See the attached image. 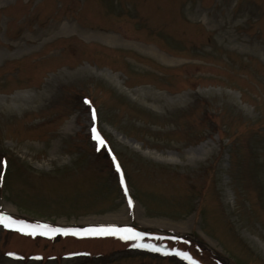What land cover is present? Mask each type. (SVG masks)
<instances>
[{
	"label": "rangeland",
	"instance_id": "rangeland-1",
	"mask_svg": "<svg viewBox=\"0 0 264 264\" xmlns=\"http://www.w3.org/2000/svg\"><path fill=\"white\" fill-rule=\"evenodd\" d=\"M0 56V264H264V0H0Z\"/></svg>",
	"mask_w": 264,
	"mask_h": 264
},
{
	"label": "trees",
	"instance_id": "trees-1",
	"mask_svg": "<svg viewBox=\"0 0 264 264\" xmlns=\"http://www.w3.org/2000/svg\"><path fill=\"white\" fill-rule=\"evenodd\" d=\"M2 218H4V217H2ZM5 218L11 219V218H8V217H5ZM21 222H24V220H22ZM38 227H40V226L38 224H35L34 227H33L34 231L30 230V232H32V233L35 232V235H30V237H28V236L26 237V235L21 234L22 232H20L19 234H17L18 235V239L22 240V238H23L25 240L28 239V241H31V240H33V238L41 237V239H51V240H55V241L58 239L57 242L61 243V241L64 238H68V239H71V240H74V241L75 240L82 241V243H84V242L88 241V239H89L88 237L93 236V235L94 236L97 235V238H99V239L104 237V235H100V234L86 233L85 232L86 229H101V228L108 229V227H101V226H99V227H88V228H79V227H77V228H74V229H70L69 231L71 233H68L67 235H65V234H63V229H61V228L46 227L49 230L44 229V232H43L44 234L42 235L41 233L39 234ZM113 229H116V228H113ZM57 230H61V231H57ZM73 232L78 233V234L77 235H73L72 234ZM46 235L48 237H46ZM222 264H224L223 261H222Z\"/></svg>",
	"mask_w": 264,
	"mask_h": 264
},
{
	"label": "bare ground",
	"instance_id": "bare-ground-1",
	"mask_svg": "<svg viewBox=\"0 0 264 264\" xmlns=\"http://www.w3.org/2000/svg\"><path fill=\"white\" fill-rule=\"evenodd\" d=\"M58 34L60 35H72V33L75 32L73 27H70L68 25H64L61 26L57 29ZM45 35V34H43ZM104 45L108 46V47H112V48H116L119 47V45H124L126 43L121 42V40H119L117 37H100L99 39ZM148 55H150L151 57H153L154 59H156L158 62L164 64V65H171L174 60L171 59H167L165 58L163 55H160L158 53H156L155 51L151 50L148 48ZM1 58H3L2 56H0ZM49 96V95H48ZM47 95H38L32 99H30L31 103H35V104H41L42 102L46 101L48 98ZM154 101V100H153Z\"/></svg>",
	"mask_w": 264,
	"mask_h": 264
},
{
	"label": "snow or ice",
	"instance_id": "snow-or-ice-1",
	"mask_svg": "<svg viewBox=\"0 0 264 264\" xmlns=\"http://www.w3.org/2000/svg\"><path fill=\"white\" fill-rule=\"evenodd\" d=\"M86 103H87V101H86ZM94 131H95V130H94ZM94 138H97V137H94ZM98 142H99L101 145H103V141H102V140H100V141H98ZM117 171H119V166H117ZM121 182L123 183V179H122ZM129 203L131 204V201H129ZM0 223H3L5 227H8V226H9V224L6 223L4 219H0ZM57 231H61V230H57ZM118 231H123V232H128V233H131V232H132L131 229H122V230H118V229H112V228H108V229H104V228H101V229H86V230H85L86 233H94V234H100V235L116 234V232H118ZM29 234H31V235H35V232H33V233H29ZM41 234L43 235L44 233H41ZM63 234L67 235V234H68L67 230H63ZM72 234H73V235H77L78 233L73 232ZM121 238H122V239H124V238L142 239V236H141L140 234H136L135 236L121 237ZM152 250H154V251H158V249H155V248H153ZM10 255H11V254H10ZM178 255H179V253H178ZM185 258L188 259V260L190 261V264H195V261H192L190 257H187V256L185 255Z\"/></svg>",
	"mask_w": 264,
	"mask_h": 264
}]
</instances>
